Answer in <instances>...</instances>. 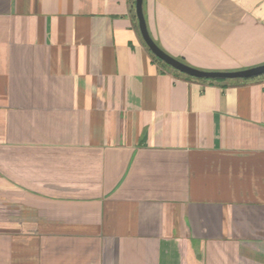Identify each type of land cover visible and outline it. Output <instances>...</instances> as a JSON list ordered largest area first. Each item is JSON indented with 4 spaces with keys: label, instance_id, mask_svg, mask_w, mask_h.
<instances>
[{
    "label": "crops",
    "instance_id": "0c3cea01",
    "mask_svg": "<svg viewBox=\"0 0 264 264\" xmlns=\"http://www.w3.org/2000/svg\"><path fill=\"white\" fill-rule=\"evenodd\" d=\"M203 70L264 64V0H144ZM133 0H0V264H264V78H188Z\"/></svg>",
    "mask_w": 264,
    "mask_h": 264
},
{
    "label": "water",
    "instance_id": "95a60500",
    "mask_svg": "<svg viewBox=\"0 0 264 264\" xmlns=\"http://www.w3.org/2000/svg\"><path fill=\"white\" fill-rule=\"evenodd\" d=\"M135 11L138 19V25L148 48L152 51L163 62L168 64L170 67L175 70L189 75L194 78L200 79H219V80H233V79H244L249 77H257L264 74V64L257 66L239 69V70H230V71H221V70H203L196 67H193L178 58L167 53L163 48H161L157 42L152 37L147 20L144 13V0H136Z\"/></svg>",
    "mask_w": 264,
    "mask_h": 264
},
{
    "label": "trees",
    "instance_id": "16d2710c",
    "mask_svg": "<svg viewBox=\"0 0 264 264\" xmlns=\"http://www.w3.org/2000/svg\"><path fill=\"white\" fill-rule=\"evenodd\" d=\"M135 3H136V0H133V12H134V16H135V18H137V16H136V11H135ZM161 63H163L164 65H166V66H168V67H170L168 64H166L165 62H163L161 59H159L158 57H156ZM170 68H172V67H170ZM175 70V69H174ZM177 71V70H176ZM179 72V71H178ZM183 74V73H182ZM185 76H187L188 78H194V77H191V76H189V75H186V74H184ZM262 78H264V74L263 75H261V76H257V77H249V78H244V79H242L244 82H254V81H256V80H259V79H262Z\"/></svg>",
    "mask_w": 264,
    "mask_h": 264
}]
</instances>
